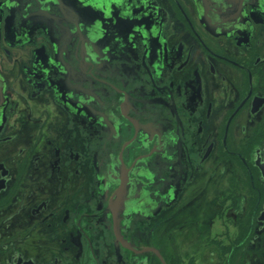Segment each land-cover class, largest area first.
Listing matches in <instances>:
<instances>
[{"label":"flooded vegetation","instance_id":"obj_1","mask_svg":"<svg viewBox=\"0 0 264 264\" xmlns=\"http://www.w3.org/2000/svg\"><path fill=\"white\" fill-rule=\"evenodd\" d=\"M264 264V0H0V264Z\"/></svg>","mask_w":264,"mask_h":264},{"label":"rangeland","instance_id":"obj_2","mask_svg":"<svg viewBox=\"0 0 264 264\" xmlns=\"http://www.w3.org/2000/svg\"><path fill=\"white\" fill-rule=\"evenodd\" d=\"M242 257H243V255H242ZM245 261H246V256L243 257V260L239 261V263L241 262V263L245 264ZM260 262H262V261H260V260L253 261L254 264H260Z\"/></svg>","mask_w":264,"mask_h":264}]
</instances>
